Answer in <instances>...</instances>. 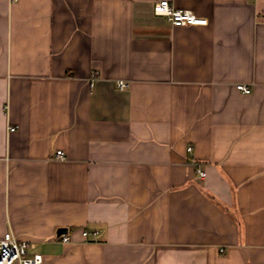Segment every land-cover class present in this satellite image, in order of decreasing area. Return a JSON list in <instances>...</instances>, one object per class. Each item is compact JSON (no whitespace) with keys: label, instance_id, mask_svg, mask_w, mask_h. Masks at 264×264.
Masks as SVG:
<instances>
[{"label":"crops","instance_id":"1","mask_svg":"<svg viewBox=\"0 0 264 264\" xmlns=\"http://www.w3.org/2000/svg\"><path fill=\"white\" fill-rule=\"evenodd\" d=\"M156 1L0 0V239L42 264H264V0Z\"/></svg>","mask_w":264,"mask_h":264},{"label":"built area","instance_id":"2","mask_svg":"<svg viewBox=\"0 0 264 264\" xmlns=\"http://www.w3.org/2000/svg\"><path fill=\"white\" fill-rule=\"evenodd\" d=\"M153 13L157 16H162L172 26L185 27L195 25H206L207 20L196 16L193 12L177 8L171 5L167 0H158L153 4ZM97 76V73L91 75V83ZM117 89L124 90L128 87V83L124 81H117L115 83ZM236 89L244 94H249L251 91L244 85H236ZM15 127H8V131H14ZM55 159L64 160L65 157L61 151L55 153ZM198 177L204 176L203 171L197 170ZM95 233H92L94 235ZM82 237H88L89 232L82 231ZM57 241L62 243H69L70 240L66 235L56 237ZM30 242L18 239L11 231L4 233L0 239V264H42L43 257L39 253L29 252Z\"/></svg>","mask_w":264,"mask_h":264},{"label":"water","instance_id":"3","mask_svg":"<svg viewBox=\"0 0 264 264\" xmlns=\"http://www.w3.org/2000/svg\"><path fill=\"white\" fill-rule=\"evenodd\" d=\"M66 233H67V229H65V228H60V229L57 230L56 235H57V236H60V235H62V234H66Z\"/></svg>","mask_w":264,"mask_h":264}]
</instances>
